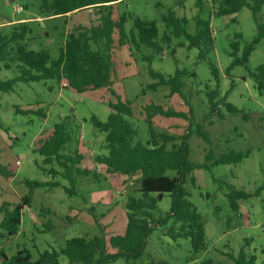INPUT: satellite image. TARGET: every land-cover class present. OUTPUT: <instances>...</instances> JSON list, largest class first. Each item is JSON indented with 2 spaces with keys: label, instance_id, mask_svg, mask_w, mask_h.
Returning a JSON list of instances; mask_svg holds the SVG:
<instances>
[{
  "label": "rangeland",
  "instance_id": "obj_1",
  "mask_svg": "<svg viewBox=\"0 0 264 264\" xmlns=\"http://www.w3.org/2000/svg\"><path fill=\"white\" fill-rule=\"evenodd\" d=\"M194 1L183 0L184 5L179 7L175 0H123L114 5L113 18L118 19L126 13L154 19L161 36L165 30L161 16L167 10L173 9L178 15L187 17L185 27L188 33L195 32L194 17L199 14L203 19H210L213 30L214 46L206 60L197 58L198 48H189L184 35L172 36L169 45L158 39L163 47L159 51L145 46L136 50L131 43L119 48L115 46L116 70L110 86L77 92L68 87L65 80L57 83L47 79L17 81L12 91L0 90V164L11 172L6 176L0 174V207L3 202L13 206L22 196L31 193V202L23 209L17 233L9 236L0 227V249L7 256L19 249H27L34 260L44 249L59 250L72 236L104 233L108 237L112 233H123L126 196L136 186L138 174L106 175L99 167L98 178L78 177L76 193L69 195L64 188L68 186L67 180L52 177L41 170L44 157L36 150L40 141L51 132L53 124L66 118L72 146H78L84 153V166L92 167V156L105 152V134L93 127L91 117L107 118L108 102L115 100L113 89L122 99L130 101L133 111L130 119L137 129V140L145 142L149 138L144 109L152 104L186 113L185 118L158 113L152 121L157 129L176 136L191 130L188 138L191 161L204 162L210 151L215 157L230 151H249L238 163L229 161L212 165L210 169L196 168L193 171L195 185L189 178L185 182L190 200L202 215L207 248L191 257L189 239L173 240L159 226L147 236L144 254L138 264L160 260L169 264H193L207 259L214 264H233L229 254L236 256L241 250L254 255L256 264H264V189L254 194L264 181V93L257 91L247 72V68L255 69L264 62V38L249 54L246 67L235 64L228 69L233 60L230 52L235 34H241L238 56L255 37L256 24L251 11L243 7L232 15L211 16L208 2L200 11ZM41 2L0 0V23L17 19L38 20L33 22L39 27L34 25L30 34L36 38L29 40L28 45L34 49L46 47L53 58L59 56L66 33L78 25L97 23L100 15L96 9L87 8L67 15L42 17L39 15ZM18 6L22 9L17 12L15 7ZM260 17L264 22V5ZM211 63L217 67V79ZM177 67L195 72V75L189 73L183 77L181 94L171 93L165 84L156 89L147 87L157 81L150 71L168 76ZM15 76V70H0V78ZM216 88L217 99L225 98L236 107V111L229 110L222 103L211 111L209 95ZM39 108L45 116L26 112ZM199 128L208 134L210 142L198 134ZM166 173L170 176L176 174L174 170ZM53 180L61 184L50 187L48 183ZM230 186L253 193L238 200V210L230 207L226 195ZM170 205L171 197L165 194L158 201V210L165 213ZM2 215L0 212V219ZM59 262L67 264V257L60 255ZM106 264L126 262L120 257Z\"/></svg>",
  "mask_w": 264,
  "mask_h": 264
},
{
  "label": "trees",
  "instance_id": "obj_2",
  "mask_svg": "<svg viewBox=\"0 0 264 264\" xmlns=\"http://www.w3.org/2000/svg\"><path fill=\"white\" fill-rule=\"evenodd\" d=\"M122 0H42L39 6V15L42 17L61 16L82 9L94 8L99 12L97 23L78 25L66 33L59 56L53 58L46 47L31 48L28 41L36 38L30 34L39 27L38 20L17 19L0 24V70L2 68L15 70L16 76L0 78V90L12 91L17 81L32 82L51 79L57 83L66 81V85L77 92L110 86L116 70L115 46L122 47L132 44L136 50L142 46L161 50L158 42L169 45L172 36L184 35L188 47L198 48V59L206 60L209 51L214 46L213 30L210 19H203L197 14L194 17L196 30L194 33L186 31V16H180L175 10L169 9L161 16L165 30L159 36L157 22L154 19L143 18L136 14L123 13L118 19L113 18V7ZM177 6L184 5L183 0H175ZM209 3L211 16H228L237 13L243 7H248L256 24L255 37L248 44L241 56L239 50L240 33H236L231 42L233 58L230 69L235 64L246 67L248 56L255 45L264 38V22L260 12L264 0H195V7L200 11ZM232 19H235L234 17ZM130 21V26L127 22ZM116 34V35H115ZM115 36L117 38H115ZM183 45V43H181ZM173 54L175 48L172 49ZM212 73L217 79L218 70L214 63L210 64ZM249 77L261 94L264 93V62L255 69H248ZM157 81L147 85L149 89H156L165 84L170 87L171 93L181 94L183 77L187 74L195 75L194 71L185 68H176L172 75L150 71ZM114 101L108 102L109 113L105 120L96 116L91 117V123L97 131L104 132L105 152L92 156L93 167H83L84 153L78 146H72L71 133L65 119L53 124L51 132L42 139L36 150L44 157L41 170L52 176H59L68 182L64 186L69 195L76 193L78 177L93 176L98 178L99 167L106 175H139L137 184L132 187L125 200L126 225L123 233H112L108 237L104 233L91 236L76 235L65 240L59 250L44 249L36 259H32L27 249H19L13 255L7 256L0 249V264H60L59 256L67 257V264H106L117 258H123L126 264H138L144 254L147 236L156 227L162 226L165 234L173 240L187 238L192 248V256L207 248L205 240V225L197 206L190 200V191L185 186L189 178L195 185L196 178L193 171L203 167L210 169L212 165L220 163L240 162L249 154L246 152L230 151L215 157L210 151L204 162L191 161L188 144L189 133L176 136L165 130L157 129L152 121L155 114L167 117H187L185 112L163 109L161 105L149 104L145 107V120L148 123L149 138L145 142L136 139L137 129L130 118L133 111L129 100H124L113 89ZM218 89L210 91L209 104L211 111L216 110L220 103L229 110L236 111V107L224 99L218 100ZM27 113H42L41 109H27ZM198 134L206 142H210L206 132L199 128ZM78 141V140H77ZM167 170H174L170 176ZM10 171L0 164V174L10 175ZM61 183L53 180L50 187ZM44 185V184H38ZM32 188V187H31ZM264 189V181L254 194ZM32 190V189H30ZM159 194L170 195L171 205L168 211L158 210ZM253 193L230 186L227 192L230 207L238 210L239 199H246ZM31 202V193L21 197V200L10 206L3 202L0 212V227L5 229L9 236L17 233L21 222L23 209ZM233 264H256L254 255H247L241 250L236 256L229 254ZM150 264H169L166 260L152 261ZM193 264H214L212 260H202Z\"/></svg>",
  "mask_w": 264,
  "mask_h": 264
},
{
  "label": "crops",
  "instance_id": "obj_3",
  "mask_svg": "<svg viewBox=\"0 0 264 264\" xmlns=\"http://www.w3.org/2000/svg\"><path fill=\"white\" fill-rule=\"evenodd\" d=\"M122 1H123V0H122ZM122 1H121V2H122ZM88 9H91V8H88ZM71 13H72V12H71ZM68 14H69V13H68ZM12 21H14V20H12ZM7 22H9V20H7L6 22H1L0 24L7 23ZM84 159H85V158H84ZM84 159H83V161H82V164H81V165H82L83 167H87V166H84V164H83V162H84ZM92 167H93V166H92Z\"/></svg>",
  "mask_w": 264,
  "mask_h": 264
},
{
  "label": "built area",
  "instance_id": "obj_4",
  "mask_svg": "<svg viewBox=\"0 0 264 264\" xmlns=\"http://www.w3.org/2000/svg\"><path fill=\"white\" fill-rule=\"evenodd\" d=\"M21 9H22L21 6L15 7V10H16L17 12L20 11Z\"/></svg>",
  "mask_w": 264,
  "mask_h": 264
},
{
  "label": "water",
  "instance_id": "obj_5",
  "mask_svg": "<svg viewBox=\"0 0 264 264\" xmlns=\"http://www.w3.org/2000/svg\"><path fill=\"white\" fill-rule=\"evenodd\" d=\"M162 197V194H159V199Z\"/></svg>",
  "mask_w": 264,
  "mask_h": 264
}]
</instances>
